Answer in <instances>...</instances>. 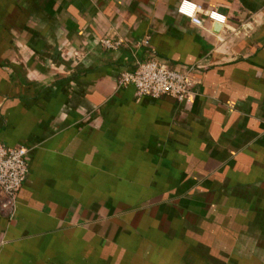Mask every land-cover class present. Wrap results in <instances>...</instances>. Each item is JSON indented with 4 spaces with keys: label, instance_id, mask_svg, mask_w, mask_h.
Returning <instances> with one entry per match:
<instances>
[{
    "label": "crops",
    "instance_id": "crops-1",
    "mask_svg": "<svg viewBox=\"0 0 264 264\" xmlns=\"http://www.w3.org/2000/svg\"><path fill=\"white\" fill-rule=\"evenodd\" d=\"M179 1L0 0V264H264V0ZM148 59L194 93L118 86Z\"/></svg>",
    "mask_w": 264,
    "mask_h": 264
},
{
    "label": "built area",
    "instance_id": "built-area-1",
    "mask_svg": "<svg viewBox=\"0 0 264 264\" xmlns=\"http://www.w3.org/2000/svg\"><path fill=\"white\" fill-rule=\"evenodd\" d=\"M200 7L188 0H180L177 11L188 17L195 25H201L197 17ZM207 18L211 22L223 25L226 17L216 11H209ZM101 46L105 49L116 50L122 41L120 39L101 38ZM193 68L175 70L167 64L155 59L139 62L135 69L120 73L117 78L118 86L132 85L137 97L151 96L154 98L167 95L178 101L187 99L194 93L195 80L192 77ZM27 150L24 147H10L0 142V193L4 199L2 208H12L17 191L24 182L28 172Z\"/></svg>",
    "mask_w": 264,
    "mask_h": 264
},
{
    "label": "water",
    "instance_id": "water-1",
    "mask_svg": "<svg viewBox=\"0 0 264 264\" xmlns=\"http://www.w3.org/2000/svg\"><path fill=\"white\" fill-rule=\"evenodd\" d=\"M219 24L218 23H216V24H214V31H217L218 29H219Z\"/></svg>",
    "mask_w": 264,
    "mask_h": 264
}]
</instances>
